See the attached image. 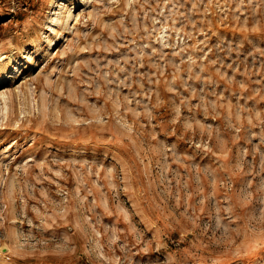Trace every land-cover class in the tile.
Instances as JSON below:
<instances>
[{
  "label": "rangeland",
  "instance_id": "obj_1",
  "mask_svg": "<svg viewBox=\"0 0 264 264\" xmlns=\"http://www.w3.org/2000/svg\"><path fill=\"white\" fill-rule=\"evenodd\" d=\"M1 89L0 264H264V0H0Z\"/></svg>",
  "mask_w": 264,
  "mask_h": 264
},
{
  "label": "bare ground",
  "instance_id": "obj_2",
  "mask_svg": "<svg viewBox=\"0 0 264 264\" xmlns=\"http://www.w3.org/2000/svg\"><path fill=\"white\" fill-rule=\"evenodd\" d=\"M75 6L74 7H72L70 10H69V13H68V17H70L74 12H76L75 11ZM81 13V12H80ZM77 14V13H76ZM77 17V16H76ZM69 19V18H68ZM69 21V20H68ZM55 42H57L56 40H53L52 42H51V46H53L54 44H55ZM6 54H3V56H5ZM2 56V55H1ZM0 94L2 95V96H4V97H6V95H7V92L5 91V90H2L1 89V91H0Z\"/></svg>",
  "mask_w": 264,
  "mask_h": 264
}]
</instances>
